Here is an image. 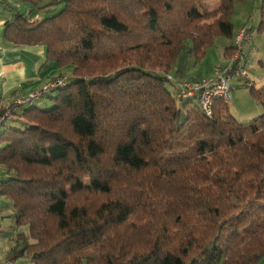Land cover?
I'll return each instance as SVG.
<instances>
[{
	"label": "trees",
	"instance_id": "trees-1",
	"mask_svg": "<svg viewBox=\"0 0 264 264\" xmlns=\"http://www.w3.org/2000/svg\"><path fill=\"white\" fill-rule=\"evenodd\" d=\"M237 1L21 0L4 39L72 72L0 125V196L26 231L0 264L264 260V87L243 82L263 106L246 122L180 96L187 58L220 37L233 54Z\"/></svg>",
	"mask_w": 264,
	"mask_h": 264
},
{
	"label": "crops",
	"instance_id": "crops-1",
	"mask_svg": "<svg viewBox=\"0 0 264 264\" xmlns=\"http://www.w3.org/2000/svg\"><path fill=\"white\" fill-rule=\"evenodd\" d=\"M9 1L0 0V110L12 104L17 118L18 114L30 105L38 104L37 106L42 107L47 104L42 103L41 99L19 105H16L15 101L23 99L28 91L52 77L70 75L72 69L71 67L59 68L50 62L45 64V47L42 45H14L4 39L5 21L9 20L14 12L23 11L26 8L21 0H14L8 5ZM18 120L22 121L21 117ZM9 125L16 126L17 124L10 123ZM1 173L0 171V176ZM8 203L9 200L0 196V263L5 261L6 254L12 246L10 239L13 234L17 233L15 230H18L10 217L12 208ZM258 264H264V260Z\"/></svg>",
	"mask_w": 264,
	"mask_h": 264
},
{
	"label": "rangeland",
	"instance_id": "rangeland-1",
	"mask_svg": "<svg viewBox=\"0 0 264 264\" xmlns=\"http://www.w3.org/2000/svg\"><path fill=\"white\" fill-rule=\"evenodd\" d=\"M13 1L14 0H10L9 2H7L9 3L8 5H10ZM260 1L261 0H243L234 2L233 13L230 18L234 27V31H236L241 26H251L252 29H254V39L251 48L252 53L249 55L248 60L246 61V69L249 78L250 80H252L255 87L254 91H258L260 88L264 87V32L257 29L259 22L257 7ZM229 42V39H225L222 37L217 38L213 46L206 51L205 55L200 61L195 62L194 57L192 56L187 58V66L185 67L184 72H180V79L183 81L189 79V76H210L216 66H220L226 63L223 56V50L224 46L229 44ZM232 84L235 89L232 92L230 101H228L227 103L229 113L234 116V118L238 122L250 121L260 115L263 112V106L259 101H257L259 98L254 97V93L252 94L248 87L239 85L237 82H232ZM54 95L55 91H51L48 96ZM41 100L42 103L45 102V104H47V107L51 105V99H49V97L47 98L46 96ZM10 123H15L17 124L16 126L20 125L19 120L11 122L8 121L6 122V125H9ZM3 126L0 128L1 130L3 129ZM15 231H22L21 233L26 232L23 228ZM15 236L16 234H13V236L11 237V244L14 243L13 239H15ZM29 241L31 240L29 239Z\"/></svg>",
	"mask_w": 264,
	"mask_h": 264
},
{
	"label": "built area",
	"instance_id": "built-area-1",
	"mask_svg": "<svg viewBox=\"0 0 264 264\" xmlns=\"http://www.w3.org/2000/svg\"><path fill=\"white\" fill-rule=\"evenodd\" d=\"M252 35V31L248 30L245 26L237 29L233 40L234 52L231 57L226 60V63L216 66L212 74L208 77L196 80H181L179 82L181 84L180 96L182 98H188L199 95L202 110L207 116H210L213 110L212 100L223 98L225 101H230L232 92L235 89L232 82H237L239 85H243V82H247V84L253 85L245 66L248 55L252 52ZM64 80V77H52L28 91L25 97L15 101V104L19 105L26 102L38 101L47 96L56 85L63 84ZM14 118L15 111L11 104L6 106L1 112L0 125L2 122ZM4 264L11 263L5 262Z\"/></svg>",
	"mask_w": 264,
	"mask_h": 264
}]
</instances>
